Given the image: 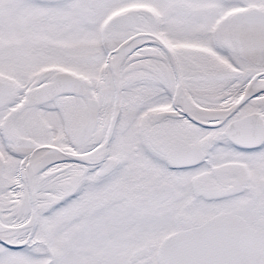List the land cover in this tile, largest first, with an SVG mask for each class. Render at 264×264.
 I'll return each instance as SVG.
<instances>
[{
    "label": "snow or ice",
    "instance_id": "obj_1",
    "mask_svg": "<svg viewBox=\"0 0 264 264\" xmlns=\"http://www.w3.org/2000/svg\"><path fill=\"white\" fill-rule=\"evenodd\" d=\"M0 264H264V0H0Z\"/></svg>",
    "mask_w": 264,
    "mask_h": 264
}]
</instances>
